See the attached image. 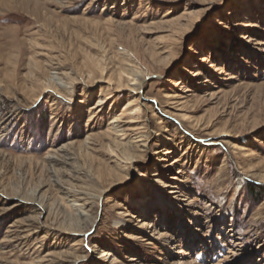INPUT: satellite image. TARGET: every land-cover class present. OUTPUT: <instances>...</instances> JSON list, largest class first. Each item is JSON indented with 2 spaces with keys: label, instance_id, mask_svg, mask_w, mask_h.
Segmentation results:
<instances>
[{
  "label": "rangeland",
  "instance_id": "rangeland-1",
  "mask_svg": "<svg viewBox=\"0 0 264 264\" xmlns=\"http://www.w3.org/2000/svg\"><path fill=\"white\" fill-rule=\"evenodd\" d=\"M36 262L264 264V0H0V264Z\"/></svg>",
  "mask_w": 264,
  "mask_h": 264
},
{
  "label": "bare ground",
  "instance_id": "bare-ground-1",
  "mask_svg": "<svg viewBox=\"0 0 264 264\" xmlns=\"http://www.w3.org/2000/svg\"><path fill=\"white\" fill-rule=\"evenodd\" d=\"M49 82H50V84H53V85H55V86H60L61 88H64L65 87V84L61 81V79L60 78H58L57 77V75H52L50 78H49ZM118 89H120L119 87H117ZM185 92H189L188 90H185ZM127 106H133V105H131V103H128L125 107H124V110L123 111H125V109L127 108ZM127 111H128V114H127V116H129V121L127 122L128 124H134L136 121L134 120L135 118L133 117V114L137 111V108L135 107V108H130V107H128V109H126ZM131 111H133V113L131 112ZM111 125H113L114 127H112V129H117L118 128V126L117 125H119L120 124V119L118 118H115V120H112L111 121V123H110ZM123 130H131V131H136L137 130V128H135L134 126H129L128 128H126V129H123ZM110 131H111V129H110ZM118 132V135L116 136L117 138H114V140H113V145L117 148V149H119V148H121L122 149V151H128L129 149H131V148H133V146L131 145V143H129V142H122L121 140H125V133L123 132V131H121V130H118L117 131ZM126 132V131H125ZM138 138V137H137ZM130 142H132V140L130 141ZM52 154V153H51ZM55 154V153H54ZM167 154H169V153H167ZM55 159H56V156H55ZM58 159V158H57ZM56 159V160H57ZM53 160V159H52ZM58 161V160H57ZM159 162H162V159L161 160H159ZM54 163H56V161L54 162ZM53 163V164H54ZM73 193V192H72ZM71 193V194H72ZM69 193H64V200H66V202H70L71 203V208L73 209V214H72V217L73 218H75V220L74 221H72L73 223H74V227H72V224H68L69 225V227H71V229H69V230H71V231H68L69 233H75V230H73V228L75 229V228H78L79 226H80V224L82 223V220H83V218L88 214L87 213V211H85V205H77V201L76 200H73V201H71V199H70V197H69ZM74 195V194H73ZM79 194H75V197L76 196H78ZM78 198H80L79 196H78ZM161 203H162V201H161ZM41 208H43L42 206H40ZM31 222V221H30ZM136 222H142V221H136ZM71 223V222H70ZM32 224V223H31ZM30 224V225H31ZM71 225V226H70ZM29 226V225H28ZM146 226V225H145ZM148 227L149 226H151V225H147ZM36 233V228L34 227L33 228V226H32V229L31 230H29V232H28V235L27 236H32V235H34ZM108 254H107V252L106 251H102L101 253H100V257H102V258H105L106 256H107ZM34 264H40L39 262H36V263H34ZM113 264V263H112Z\"/></svg>",
  "mask_w": 264,
  "mask_h": 264
}]
</instances>
